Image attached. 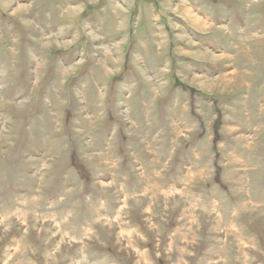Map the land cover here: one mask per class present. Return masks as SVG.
Segmentation results:
<instances>
[{
	"label": "rangeland",
	"instance_id": "374dc122",
	"mask_svg": "<svg viewBox=\"0 0 264 264\" xmlns=\"http://www.w3.org/2000/svg\"><path fill=\"white\" fill-rule=\"evenodd\" d=\"M0 264H264V0H0Z\"/></svg>",
	"mask_w": 264,
	"mask_h": 264
},
{
	"label": "bare ground",
	"instance_id": "6f19581e",
	"mask_svg": "<svg viewBox=\"0 0 264 264\" xmlns=\"http://www.w3.org/2000/svg\"><path fill=\"white\" fill-rule=\"evenodd\" d=\"M199 19V18H198ZM194 21H195V19H194ZM201 21V20H200ZM195 23V22H194ZM197 24V23H196ZM198 25H200V24H198Z\"/></svg>",
	"mask_w": 264,
	"mask_h": 264
}]
</instances>
